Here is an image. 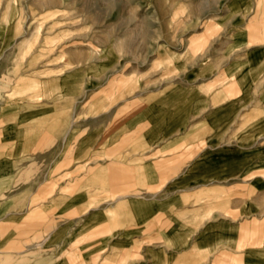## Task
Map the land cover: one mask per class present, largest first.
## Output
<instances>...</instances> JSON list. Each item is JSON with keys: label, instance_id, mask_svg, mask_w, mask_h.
I'll return each instance as SVG.
<instances>
[{"label": "crops", "instance_id": "obj_1", "mask_svg": "<svg viewBox=\"0 0 264 264\" xmlns=\"http://www.w3.org/2000/svg\"><path fill=\"white\" fill-rule=\"evenodd\" d=\"M53 70L0 91V264H264V48L80 105Z\"/></svg>", "mask_w": 264, "mask_h": 264}, {"label": "rangeland", "instance_id": "obj_2", "mask_svg": "<svg viewBox=\"0 0 264 264\" xmlns=\"http://www.w3.org/2000/svg\"><path fill=\"white\" fill-rule=\"evenodd\" d=\"M262 48L264 0H0L6 99L28 86L31 65L57 70L37 78L75 81L78 73L80 105L106 98L93 95L100 88L126 86L132 93L162 86L189 60L200 67L235 50L243 55ZM68 260L79 264V256Z\"/></svg>", "mask_w": 264, "mask_h": 264}]
</instances>
